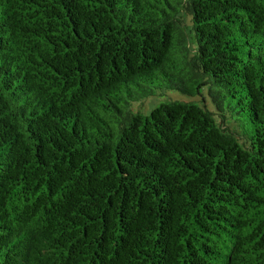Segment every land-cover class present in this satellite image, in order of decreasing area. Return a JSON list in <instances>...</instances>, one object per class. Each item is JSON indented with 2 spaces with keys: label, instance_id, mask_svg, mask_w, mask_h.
Segmentation results:
<instances>
[{
  "label": "trees",
  "instance_id": "16d2710c",
  "mask_svg": "<svg viewBox=\"0 0 264 264\" xmlns=\"http://www.w3.org/2000/svg\"><path fill=\"white\" fill-rule=\"evenodd\" d=\"M0 264H264V0H0Z\"/></svg>",
  "mask_w": 264,
  "mask_h": 264
},
{
  "label": "rangeland",
  "instance_id": "374dc122",
  "mask_svg": "<svg viewBox=\"0 0 264 264\" xmlns=\"http://www.w3.org/2000/svg\"><path fill=\"white\" fill-rule=\"evenodd\" d=\"M203 95L206 97L205 92L203 93ZM184 98L185 97H182L181 95L174 93V92L160 91V92H157L153 97L143 100L142 105L137 106V108H139L138 110L142 114H148L151 109H153L160 103H164L169 100H180ZM134 109L136 108L134 107Z\"/></svg>",
  "mask_w": 264,
  "mask_h": 264
}]
</instances>
